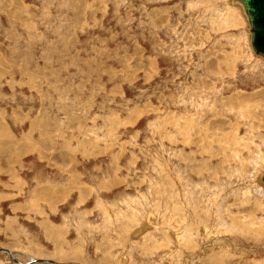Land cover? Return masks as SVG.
Wrapping results in <instances>:
<instances>
[{"label": "rangeland", "instance_id": "374dc122", "mask_svg": "<svg viewBox=\"0 0 264 264\" xmlns=\"http://www.w3.org/2000/svg\"><path fill=\"white\" fill-rule=\"evenodd\" d=\"M235 8L0 0V264H264V62Z\"/></svg>", "mask_w": 264, "mask_h": 264}, {"label": "water", "instance_id": "95a60500", "mask_svg": "<svg viewBox=\"0 0 264 264\" xmlns=\"http://www.w3.org/2000/svg\"><path fill=\"white\" fill-rule=\"evenodd\" d=\"M234 1L240 3L247 20L251 50L264 59V0ZM260 182L264 184V173L260 177Z\"/></svg>", "mask_w": 264, "mask_h": 264}, {"label": "bare ground", "instance_id": "6f19581e", "mask_svg": "<svg viewBox=\"0 0 264 264\" xmlns=\"http://www.w3.org/2000/svg\"><path fill=\"white\" fill-rule=\"evenodd\" d=\"M227 4V3H226ZM228 4L230 5V6H233V7H236L235 9H237L238 10V12L240 13V15H241V17H242V19L244 20V24H245V26H244V31H245V34H246V37L248 38V44H249V33H248V30H247V27H248V24H247V20H246V18H245V15H244V13H243V10H242V6L240 5V3H238V2H236V1H234V0H228ZM236 11V10H235ZM249 49H250V53L253 55V57L254 58H256V59H258V60H260V61H262V62H264V59H262L260 56H257V55H255L254 53H253V51L251 50V47H250V44H249ZM264 173V171L262 172V174ZM260 177H261V175L259 176V178H258V183L260 184V186L262 185V187H264V184L263 183H261L260 182ZM228 208V207H227ZM142 224V223H141ZM146 225H143V226H140L138 229H136V231L135 232H133V234H132V236L133 237H137V236H139V235H141L142 233H144V232H146V230L148 229L147 227H145ZM138 227V226H137ZM130 236V235H129ZM1 251V250H0ZM3 251V250H2ZM4 252H7V251H5L4 250ZM9 252V251H8ZM10 253V252H9ZM8 253V254H9ZM11 254V253H10ZM12 255V254H11ZM11 258L13 259L14 257H13V255L11 256ZM187 259V258H186ZM14 260V262L16 263V264H22V263H20L19 261H17L15 258L13 259ZM188 260V259H187ZM42 261H45L46 263H49V264H54V263H56V264H59V263H57V262H55V261H51V260H42Z\"/></svg>", "mask_w": 264, "mask_h": 264}]
</instances>
